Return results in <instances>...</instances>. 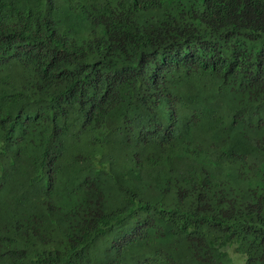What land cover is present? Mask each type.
<instances>
[{
  "label": "trees",
  "instance_id": "obj_1",
  "mask_svg": "<svg viewBox=\"0 0 264 264\" xmlns=\"http://www.w3.org/2000/svg\"><path fill=\"white\" fill-rule=\"evenodd\" d=\"M0 264H264V0H0Z\"/></svg>",
  "mask_w": 264,
  "mask_h": 264
}]
</instances>
